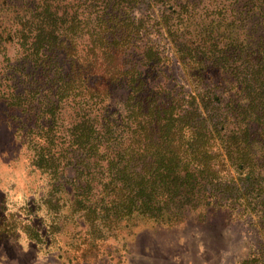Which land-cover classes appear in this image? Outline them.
Returning a JSON list of instances; mask_svg holds the SVG:
<instances>
[{
    "label": "trees",
    "instance_id": "trees-1",
    "mask_svg": "<svg viewBox=\"0 0 264 264\" xmlns=\"http://www.w3.org/2000/svg\"><path fill=\"white\" fill-rule=\"evenodd\" d=\"M151 1L0 0L27 197L23 224L1 200L0 237L77 264L141 225L264 231V0Z\"/></svg>",
    "mask_w": 264,
    "mask_h": 264
},
{
    "label": "rangeland",
    "instance_id": "rangeland-1",
    "mask_svg": "<svg viewBox=\"0 0 264 264\" xmlns=\"http://www.w3.org/2000/svg\"><path fill=\"white\" fill-rule=\"evenodd\" d=\"M151 4L155 10L152 1ZM145 7L142 5L139 9L144 11ZM7 122L8 111L0 105V202L10 193V211L21 214L20 223L23 224V206L27 200L23 182L25 170L19 156L20 143ZM232 173L238 179L233 170ZM222 222L223 219L216 218L218 227L205 232L199 227L170 231L141 225L135 229V234L126 237L125 247L116 246L112 255H108L110 259L105 260L104 247L94 258L90 257L92 252L88 253L87 259H80L77 264H234L246 254V248L249 249L248 256H251L256 249L252 244L264 242V231L256 220L253 224L242 220L227 224L228 234L219 230L225 227ZM31 245L22 242L17 235H1L0 264H67L65 259L47 254L42 245Z\"/></svg>",
    "mask_w": 264,
    "mask_h": 264
}]
</instances>
